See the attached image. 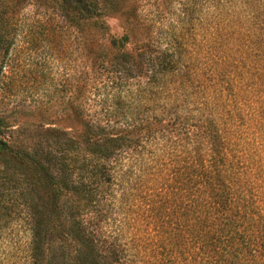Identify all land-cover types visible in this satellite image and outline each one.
<instances>
[{
    "label": "trees",
    "instance_id": "16d2710c",
    "mask_svg": "<svg viewBox=\"0 0 264 264\" xmlns=\"http://www.w3.org/2000/svg\"><path fill=\"white\" fill-rule=\"evenodd\" d=\"M141 2L58 0L88 65L66 103L75 126L30 130L0 113V222L44 211L32 264L52 233L61 264H264V0Z\"/></svg>",
    "mask_w": 264,
    "mask_h": 264
},
{
    "label": "rangeland",
    "instance_id": "374dc122",
    "mask_svg": "<svg viewBox=\"0 0 264 264\" xmlns=\"http://www.w3.org/2000/svg\"><path fill=\"white\" fill-rule=\"evenodd\" d=\"M140 1L148 7L146 0ZM57 4L58 0H0V17L5 19L3 26L10 40L0 66V113L7 115L16 127L24 125L32 130L39 124L43 128L53 126L69 130L75 126V110L66 109V103L70 101L76 105L81 98V71L88 65L81 56L75 30L64 24ZM106 21L111 33L121 32V21L115 15L106 17ZM88 37L98 60H103L104 64L108 62L112 55L106 36L91 29ZM2 51L0 49L1 54ZM102 82L88 86L89 103L85 114H95L94 92ZM67 115L69 120H66ZM66 164L74 171L73 166H78L73 159ZM69 211L86 214L90 210H62L60 214L67 215ZM113 217L106 220L104 228L112 225ZM35 219L40 223L42 235L47 220L43 210H11L7 219L0 222V264H32L29 254ZM65 251L61 239L53 233L47 234L40 239L36 262L61 264L66 258Z\"/></svg>",
    "mask_w": 264,
    "mask_h": 264
}]
</instances>
